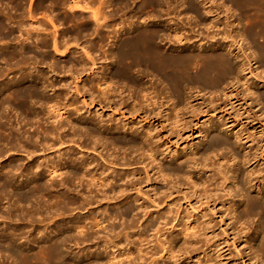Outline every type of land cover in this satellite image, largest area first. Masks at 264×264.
<instances>
[{"label": "rangeland", "instance_id": "374dc122", "mask_svg": "<svg viewBox=\"0 0 264 264\" xmlns=\"http://www.w3.org/2000/svg\"><path fill=\"white\" fill-rule=\"evenodd\" d=\"M103 17L109 20H114V21L106 24V26H103L102 28L101 26L98 27L95 23V18L98 19V18H103ZM122 19L124 20L130 19L131 21H137L139 23L140 21H146V20L150 22L148 23L147 26L146 24H139V23L138 24L135 23V25L134 24L130 25L126 23V25L123 26V24H119L118 22V20H122ZM132 28L136 29L137 31L147 30L149 32H152L156 30L160 34H163V35L166 34L165 36H170V38H173L175 35L176 37L179 35L181 37L180 38L181 44L173 43L174 41H172V44H168V45L161 43V44H164L161 46L162 51H164L165 53L167 52L166 53L167 55H172V56L181 55L186 58L187 56L188 57L190 56L191 58L190 62L191 63L193 62L192 64H190V62L188 63L190 64V66L186 64L188 65L189 68L187 69L189 70L180 71L177 76V79L176 78H175L176 80H174V78L171 79V83H168L170 82V78L168 79V77H166L165 75L164 77L163 75L161 74L158 75L157 73H151L150 76L149 75L144 76V78L142 79L145 82L146 81L148 82L151 81V83L155 82V84L158 87L160 86L159 87L160 89L164 88L163 86L168 88L169 86H171L169 84H172L173 87L179 84V86H177L180 88L179 96L177 95V93L173 94V91L164 93L162 94L163 96L161 95V98L165 102L166 120L168 124L171 125V120L175 113H178V115L181 116L179 117L180 118L179 120H181L182 122H184V120L185 122L187 121L191 122V124L190 123L188 124L187 131L185 130L184 138L186 136V139L183 141L184 142L182 143L183 145L181 143L176 144V145L178 146L181 145L180 148H182L184 145H186L185 143H192L194 149L197 151L198 149L199 150L202 149L199 145H202L201 143L204 142L203 141L204 138H207L208 136H210V134L211 136L215 135V136H220L221 138L223 136V138H226L225 139L226 141L232 144L233 148L231 147V150L232 149L234 150H232L231 152L234 151L236 154H231V155H234V157H232L230 156V152L227 153L226 152L227 150L224 148H223L224 150H221V149L216 150L217 152L216 151L215 153L213 152L215 155L212 153L210 154V156H208L209 157L208 162L205 161L207 162V164L210 165L212 162L216 163L217 160H220L223 158H224L223 160H225L224 156L226 155V160H231V158L232 159L235 158L233 162L236 163V169L238 170L240 169L238 172H241V174H244V173L246 174V171H251V172H256L255 173L256 175L254 176L264 175V144H261V143H264V134L261 137V134H257V132H253L248 129L250 128V126H252V124H256V122H251V118L253 117V114L254 116L256 115L257 117L262 115L263 107L261 106H263L264 104V100H263L264 99V94H263L264 89L261 86H259L261 84H258V81L262 80L260 79V77H264V0H73V1L71 0H0V83L4 81L6 82V81L14 80V81H18L20 83V86H24V87H31L34 85L35 87H40V84H42L46 88V85H47V88L44 89L46 90V92L44 91V93L52 97V95L54 96V94L57 93V90L59 89L62 90L63 88H64L63 90H65V88H67L66 87L67 83L65 82H70V87L74 93V89H75L74 86H77L78 83L83 82V80L85 82V81H88V79H93L94 77H96L95 71L98 70L97 68L99 67L101 63H110L112 61V59L109 57H107V59L104 60L105 58H103L102 52L104 51L107 52V51H110L111 49H114V46L118 44V40H120V38L122 37L123 38L126 37L124 35V32H128ZM121 30L122 31L124 30V31L122 32ZM102 37H104L103 40L100 39ZM100 40L102 42H100ZM211 52H213L214 55ZM209 54L212 56L220 57V58H222V56L225 57L224 59H221L223 61H219L218 59L220 58L213 59L214 63L212 62L213 63L212 67L213 65H215L213 68L216 70H220V71L214 72L215 70L212 68H209L210 71L204 70L208 68V66L206 67L205 64H207L206 61H209L208 60ZM219 54H222V55L220 56ZM198 55H201L199 56L201 58H198ZM204 55L207 56L206 60L203 59V61L205 60V64L202 61V58L205 57ZM194 56H197V57H194ZM200 59L205 66L199 61ZM216 61L217 63H215ZM218 61L219 63L223 62V64L221 63L218 64ZM228 61H229V64L227 63ZM224 62L230 65V68H231L230 72L227 66L225 67L223 66L225 64ZM83 63L87 65L86 67H88L87 68L88 71L80 75H76V74L74 75L73 73L69 74L68 73L69 71L65 70V69H68V67L72 68L73 66L78 68V65H81ZM241 64L243 67L241 66ZM252 65H253V68L254 67L257 68V74L259 78L253 77L252 75L248 76V75L243 74V71L241 72V70H243L244 68L245 69L249 68V72H250V66ZM50 66L53 68H51ZM202 66H203V69H202ZM220 66L221 67L223 66V68H221ZM199 68L202 69L205 73H203L202 70H200L202 72V75H201ZM222 69H225V70L227 69L228 73L226 71H222ZM211 71H212V76L210 73ZM231 71H232V74H231ZM108 72L111 77L108 74L106 75L110 78H113L112 79L113 81L115 82L117 81L116 82L117 86L121 84V86H123V91L126 92L127 90H124V89L126 88V86H129V85H127L125 81H122V80L120 81V79L116 76V74L114 75L115 73L114 69L113 71H107V73ZM181 72H185V73H181ZM225 72L226 74H224ZM207 74L208 75L210 74L209 75L210 79L207 77L208 76ZM140 75L141 74H137V73L135 74L134 72L133 78L138 77V76L140 77ZM198 75H201L200 76V79L202 78L201 81L203 79L206 80V81L204 80L205 83L204 81L201 82L200 79H198L199 78ZM243 75H245L246 77ZM244 77L245 78L248 77L247 78L248 80H246ZM213 78L216 79V82L217 80L218 82L219 81L220 82L216 83L214 81L215 79ZM44 79L46 80L48 79V81L50 82V86L53 83L52 87H50L49 82ZM243 79L246 80V82L248 83L244 84ZM236 80L239 83H237ZM118 82L120 83L118 84ZM148 82H146V84ZM207 82L208 84H206ZM87 83L88 82H86V84ZM212 83L215 84L214 85L215 89L213 88ZM234 83L236 84V88H235ZM249 83H253L254 85L252 84L250 85ZM125 84L126 86H124ZM62 86H65V87H62ZM93 86L96 87L95 85H92V89H93ZM257 86H258V89H257ZM229 87L233 88L232 93H235V95H238L237 99L239 102L244 101L243 103L242 102L239 103L238 101H237L238 103L237 102L234 103L235 104V106L233 105L234 111L228 108L223 109L224 102L223 100H221L222 98L220 96L221 93L222 92L224 93L225 91H227L226 89ZM41 88L39 89L43 90V87ZM93 90L96 92L98 91L97 88H94ZM253 90H255V92L257 91L256 92L257 94L254 92L255 94L253 95V92H252ZM213 91L215 94L213 93ZM125 92L123 95H127V93ZM251 92H252L251 94L252 96L249 94ZM260 94L263 95V98L261 97L262 95ZM256 95H258V97ZM70 96H72V98L73 97L75 98V101L77 102L78 106L82 105L83 100H82L81 93L80 94L79 93L70 94ZM255 96L259 100L258 99L256 100ZM191 97H196V98H191ZM3 98L5 97L2 96V99ZM7 100H8V104L7 103L5 104L8 105L10 108L5 105L4 106L5 110L3 109L4 113L12 117V122L14 124V127L16 128L24 127L23 130L24 131L27 130L28 125H26V119L24 118L25 114L22 112V108L20 104L21 102L13 101L14 99L12 98L4 99L3 101L7 102ZM261 100L263 103L261 102ZM256 101H258L260 106L256 104L257 103ZM246 103H248L249 105H247ZM244 104L246 105L242 106ZM89 106L93 107L92 105H89ZM218 106H219V109L217 108L215 112L211 111L210 107H218ZM240 106L243 107L244 110H242L243 108H241ZM259 108H261V111ZM238 111L240 112L239 114H238ZM108 113L111 114V111L109 110ZM246 113H248L247 114L248 116L246 115ZM262 116H263L262 118H264V115ZM75 117H78V116H75ZM21 118H23L24 121ZM105 119H107V116L105 117ZM231 126L234 127V131H238L239 129H240L239 131H241L243 127L247 129L248 131L247 130L243 131V133L245 132L247 136L249 135L248 136L250 137L249 139L252 138L251 140L255 141V143L253 142V144L255 145L251 143L250 144L247 143L248 145L243 142L239 143L234 139V137H232L231 135L229 136L230 133L226 132L225 129H228V128L230 129L232 128ZM259 130L260 129H258L257 131ZM207 131L210 132L208 133L209 135L208 134L205 135ZM224 131L226 133H224ZM158 133L162 136L164 135L163 130L162 131L160 130ZM258 135H259V138H258ZM164 139H166V136L165 138L164 137L162 138V140ZM64 144L65 143H63L62 145L56 144L50 150H45L44 152H38L33 158H35L36 160H41L43 156L48 157L49 155L50 158H53L55 156H58L64 153L63 158H64V161H66L68 159V155H67L68 153H71V152L76 153V151H81V156H83V158L87 159L88 161L94 160V162L98 164L97 169L100 170L106 167L105 162L103 161V159H101L97 155V153H94L91 150L89 151V149H83L82 147L80 148H82L83 150L79 149V147L75 144H65V145ZM176 145L174 146L172 145V147L173 148L178 147ZM205 145L207 147L209 144L207 143ZM258 145L259 147L258 149H256ZM111 152L112 151L110 150L109 153ZM122 152L123 150H120V152L116 150L114 153L122 154ZM128 152L129 151H126L125 153H128ZM253 153L257 155L255 159L256 161L255 162L252 161L250 164L245 165L244 164L245 160L251 159L253 156ZM222 154L224 155L223 158H222ZM217 155H221V156H217ZM162 157L164 158V156H160L159 159L160 158L163 159ZM9 159L18 160L19 163L27 162L25 153L10 152L7 154V156L0 158V166L4 162H8ZM195 159L196 161L199 160L198 162H202V160H205V159L200 160L199 155ZM110 169L115 170L117 173H120V174H126L131 170L138 171V173L140 174V178L142 177L143 179L142 178L141 179L143 181L140 179V183L135 188L128 187L124 196H130V197L132 196L135 199L138 198L139 203L144 202L143 204L146 206V209H145L146 214L145 212L142 213V212H139V211L137 212L136 210H134V212L128 215L127 217H119L118 214L121 210H124V208H127L129 206H133V207L135 206V204L129 201L127 203L125 201L122 203H117L116 205L112 204V203L118 202L120 199L115 200V201L113 200L108 203L101 201L99 204L98 203H95V205L93 204V206H91L90 209H83L81 198H79V196L77 195L75 196L70 195V198H72V200L74 199L77 200L79 204H75V202H73L72 205H68L67 208H65L64 204H62L63 201L49 198L51 196H48V195H47L48 197H46L45 195V198H42L44 195L43 196L37 195V201L33 202L32 204H30V202L34 201L33 198L31 199L32 201L30 202L28 201L29 202L28 204H30L29 206L26 202H19V204H15L13 199H10L5 196L2 197L0 194V233H2L3 231L8 232L11 229V226L15 230L17 228H21L19 229L20 232L18 229L14 233H12L11 231L12 229L9 231L10 233H12V239L11 238L10 239L16 242L15 244L10 243L13 245V248L11 246L10 247L4 246L5 249L9 248L8 250H5L4 247H0V264H15V262L16 264H29V263L30 264H39V263L49 264V261H45L46 263L43 261L47 259L49 260V256H48L49 247L48 246L50 244L49 243L47 244L46 241H41V242L39 241L40 245L38 244V246H35L37 245V240L40 239V236L38 237V234L42 236L46 232L49 233V231L51 230L50 234H52L53 237H55L57 233L54 231V228L56 227L57 224L59 225L60 223L59 221H61V224H66L64 222L68 223L72 218L74 219L81 218V217L83 218V216L87 218L84 220L85 221L84 225H86L84 227H87L88 229L84 227H80V229L81 228H84V229L83 230L81 229L80 231H78V234H77V230L69 229L71 227H69V225L67 224V226L69 227V228L67 227V231H66V228H63L64 231L62 230L63 235H66V234L69 235L68 231L71 230L72 237L70 239H68L70 235L69 236L66 235L68 238L66 236L65 237L69 241L73 238L71 241L74 240L73 241L74 243L73 242L71 243L74 245L76 244L75 246H73L68 241L67 243L69 245L68 244L66 245V243H64L65 247H63L64 244L61 247L62 251H64L65 253L67 252L66 254L67 257H65V255H63V257L68 258L67 259L68 264H70V262L71 264L72 263L76 264L74 263L76 261H78L77 264H89V263L90 264H94V263L95 264H98V263L99 264H111L113 261L109 263L110 259L115 260L112 264H119V262L120 264H127V263L129 264L130 262L133 263L134 261L135 262L133 264L135 263L139 264L138 257H143L144 255L142 251H141L142 253L140 252L137 253V250L135 251V249H145L146 248L147 250V244L145 245L144 239L146 238L147 235L152 234V233H146V236H142L140 235V233H138L140 229H137V228H141L145 224L144 222L146 221L148 222L150 220L151 224L158 225V223H160L159 225L162 229L159 228L160 231L157 234L159 235V233L161 234L163 233L164 240L162 239L161 241L166 242V240L170 238V234L168 232L172 227L178 225L179 226L178 228H181L182 226L186 224L187 225L196 224L195 226H197V224L200 225L201 222H199L200 220L198 219V217L199 215H201V213L202 214L206 213L207 218L212 219L213 223L211 226V230H213V232L217 234V235L210 236L211 240L207 239L208 242L207 241L205 242L203 237H201L202 236L201 232H199L201 234H196V236L200 238L199 240H201V243L198 244L197 247L198 248L201 247V249L204 250L205 245H207L206 246V248H208L207 249L208 255L206 257L207 259L202 257L203 255H201L197 257L199 258L197 263H195L196 258H193L187 261L184 259L183 255L181 256L182 251H179V252L175 251L174 244L171 245L169 243L167 244L165 243L164 245L166 246L165 248L169 247L167 248V250L172 249L171 252H173L172 253L173 260H177L176 262H173L172 260L170 261L168 259V256H166L165 251L164 253L162 252L163 251V249H161L162 246L158 245L159 243L157 242L158 243L157 245L156 243H153L156 246L157 254L152 257L150 254H148V256H146V259H147L146 263L153 264L154 262H159V259L164 256L165 257L163 258L164 261L162 262V264L163 263L165 264H217L219 261L225 262L226 260L223 259L222 257H217L216 254L209 252L210 247H208V245H211L214 242L213 240L215 241L219 239L221 240L225 236L227 237L228 240H230L228 243L229 245L227 246V252L230 253L227 261H232L235 264H240L242 261H244L241 259L243 248L241 250V248L238 247L237 250H239V253H237V250H234L230 243L231 237L229 235L230 234L229 229H227V227H224L225 225L222 224L223 222L221 223L219 222L220 220L218 219L217 216L211 215V211L210 209H208L209 205L207 204L205 205V203H203L204 202L203 199H200V198L196 199L195 194L193 195L191 193L194 191L197 192L198 190H199L198 193L200 191L202 192L203 188L192 187L187 182L186 183L183 182L184 183L183 185L185 187L187 186L190 192H188V190H186L182 186L179 189L175 188L172 196L171 195L166 196L165 191H164L165 184L163 183L159 185V183L155 182L156 180H154L152 177L150 179L148 178V181H147V178L145 179L146 175L144 174L145 172L142 166L140 167L139 165L138 166L134 165L133 167V165H131V166H123V167L121 166L120 167L118 165L113 164L112 166H110ZM253 169H255V171ZM213 174L215 173L212 172L211 175ZM209 175H210V172L203 173L201 171L199 172V174L197 173L198 177H196V180L198 179L200 180L201 178H203L202 180L204 181L209 180L207 182L211 183L212 182L211 176ZM216 177L217 176L215 175L214 178ZM244 178H245V175H244ZM23 179L24 178H20V180H23ZM19 183H22V182L19 181ZM208 183H206L205 186H207ZM75 184H77V181L76 182L73 181V183L71 182L69 184L71 185L70 188L72 190H74V188L76 190H81L80 188L81 186L77 187L78 185H75ZM210 186L211 185H209V188H205V189L212 190L213 187L210 188ZM246 187L247 185L245 186V188ZM151 188L153 189V192H156V195L162 194L158 192L162 190H163L162 191L163 194L158 195L159 197L157 198L156 196L153 197V194H152L153 192ZM137 189L140 190V193H138ZM249 191L252 196H256V193H257L256 189H250ZM142 194L144 196H141ZM99 197L97 196L96 199L100 200ZM162 198L164 201L162 200ZM241 199L242 198L240 196H236L233 199L234 200L233 203L241 206V202H240ZM36 202H37V206H35L34 204ZM38 202H40V204ZM170 203H173L174 206L171 207L172 208L171 212L167 213L168 206L166 205ZM53 204H56L57 206L55 205L54 207ZM33 205L39 208L40 212L38 211V209H35ZM40 205L41 206L43 205V206L41 207ZM60 205H63L61 206L63 207L62 209H68V210H66V212H64V210L62 211ZM231 205L232 203L229 206H227L228 208H230V209H226L227 210L226 213L228 212L227 215L228 214L232 215L234 212H236L233 214L234 215L233 219L236 215H237L236 216L237 219L239 217L241 218L238 219L239 220L238 222H237V219H234V220L232 219L231 222L228 221V223H230V227L232 228V230H235V229L239 230L241 227L248 226L247 233L249 234L251 233V235L253 234L251 238H249L248 240L250 244L252 245L251 243L252 241L250 240H252L253 237L255 238L254 233H253V225L256 222L255 220H257V217H253L254 218L253 220L244 224L245 222L244 220L246 218L242 210L241 209L236 210L235 205L233 206ZM48 206L50 207L48 208ZM21 207L22 208L24 207V209H22ZM231 207H234V208L232 209ZM32 208H34L35 211H33L34 209ZM37 211L39 213H45L46 211L47 213L49 212L50 213L49 221L47 219L45 220V222L43 221L41 223H37L39 215L37 217V220H34L36 218V214H38ZM34 212L35 213L37 212V213L34 215ZM58 212L59 214L62 212L64 213L63 215L61 214L59 216ZM102 212L105 213L106 216L108 215L110 219V220L106 219V221H103V224H101L102 220L100 218L101 214H103ZM230 212H233V213H230ZM186 213H187L188 218L186 216ZM133 214H135V216ZM11 216L14 219H12ZM29 216L31 219L29 218ZM94 217L96 220L98 219L101 220L100 221L101 223L98 222L99 220L96 222ZM182 217L184 218L185 221L184 220L182 221ZM57 221L59 223H57ZM7 223H8V226L6 225ZM98 223H100L101 225ZM9 225H10V228H9ZM199 225L197 226L199 228H196L195 226L194 227L196 229L201 230L202 225L200 226ZM33 226H35V228ZM7 227L9 228V230ZM103 227H106V228L104 229ZM111 227L113 229H111ZM108 229L109 230L111 229V230L109 231ZM32 231H34L33 232L34 234L32 233ZM83 231L85 233L87 231L91 233L87 232L88 234L84 233L85 235H83ZM108 232H111V233H108ZM194 232H197V230ZM107 233L109 235H107ZM14 234L15 236H13ZM32 234L34 236H32ZM75 235H77V237ZM82 235L87 236V237L91 235L92 237L94 236L95 238L94 237L91 238L92 240L90 238H87V240H85L87 243L83 240L85 245L83 244V246H78L77 248V244L79 243L75 242L76 238L78 240V238L81 237ZM103 235L104 237L107 235L106 238L108 240L106 239L107 240L106 245L104 244L105 239H103L104 241L98 239V237L99 238L101 236L103 237ZM152 235L154 238L156 237V235L154 234ZM31 236L33 238H31ZM36 236L38 238H34ZM153 237L152 239H154ZM178 237H181V236L178 235ZM24 238L26 239L24 240ZM8 239H0V242L2 240V243H0V246L4 245V243L5 245H8L9 244ZM30 239L31 241L32 239H34L36 243L34 245L32 243L29 244V242H31ZM88 239H90L91 241ZM13 241H10V242H13ZM108 241L109 242L111 241V243H109ZM32 242L34 243V241ZM42 244L44 246H42ZM28 245L29 246L31 245L32 248H30ZM45 245L47 246L48 251ZM14 246L16 249L14 248ZM38 247L40 249L41 247L43 248L45 247L46 250L45 249L38 250L39 249ZM104 247L106 248L108 247V248L106 249ZM29 249L31 251H29ZM10 251L12 253L16 252V254L12 255ZM31 252L32 253L35 252L34 254H32L34 256L33 258H30L32 256ZM27 253L28 254L30 253V254L28 255ZM138 254L141 256H139ZM14 255H18L19 258L21 257L23 258L24 255H25V258H28L26 257L27 255L30 256L28 258L29 263L27 261L24 262L25 259L23 260L22 258L19 259L18 256H14ZM111 255H113L114 258H112ZM73 256L76 257L77 260L76 258H73ZM69 258L72 260L70 261ZM30 259L32 261H30ZM56 263L60 264V261L57 260L56 262H54V264ZM142 263L143 262H141V264Z\"/></svg>", "mask_w": 264, "mask_h": 264}, {"label": "bare ground", "instance_id": "6f19581e", "mask_svg": "<svg viewBox=\"0 0 264 264\" xmlns=\"http://www.w3.org/2000/svg\"><path fill=\"white\" fill-rule=\"evenodd\" d=\"M71 1H73V0H71ZM113 21L114 20H109V19H106L104 17L98 18V19L95 18L96 25L98 27L101 26V28L103 26H106V24L113 22ZM118 22H119V24H123V26L126 25V23L130 24V25H132V24L135 25V23H137V24L139 23L137 21H131L130 19L129 20L122 19V20H118ZM149 22L150 21H147V20L146 21H140L139 24H146V26H147ZM129 31L124 32V35L126 37L124 36L125 38H123V37L120 38V40H118V44H116L114 46V49H111L110 51H107V52L104 51L105 53L102 52L103 58H105L104 60H106L107 57H109L112 59V61L110 63H101L99 65V67L97 68L98 70L95 71L96 77H94L93 79H88V81H85V82L83 80V82L78 83L77 86H74L75 87L74 93H79V94L81 93V95H82L83 101H82L81 106H78L74 97H73L74 99L72 98L73 95L70 96V94H74L73 90L70 87V82H65V83H67L66 84L67 88H65V90H63L64 88L62 90L56 89L57 93H55L54 96L52 95V97L47 95L46 93H44V91L46 92V90H44V89L47 88V85H46V88L42 84H40V87H35V85L31 86V87H24V86H20V83L18 81H14V80L6 81V82L4 81V82L0 83V158L7 156V154L10 152H23V153H25V157L27 159L26 163H19L18 160L9 159L8 162H4L0 166V194H1V196L2 197L5 196V197H8L10 199H13L15 204H19V202H26L28 204L30 201H32L31 199L33 198L34 201L30 202V204H32L33 202L37 201V195H42V196L44 195L42 198H45V195H46V197L51 196L49 198H53L55 200L63 201L62 204H64L65 208H67V206L72 205L73 202H75V204H79L77 200H75V199L72 200V198H70V195L71 196L77 195V196H79V198H81L83 209H90L91 206H93V204L94 205H95V203L99 204L101 201L108 203L110 201H113V200L115 201V200L120 199L118 202H115L112 204L116 205L117 203H122L124 201L126 203L129 201V202H132L133 204H135L134 207L129 206L127 208H124V210H121L118 214L119 217H127L128 215L133 213L134 210H136L137 212L138 211L142 212V213L145 212L146 206L143 204L144 202L139 203L138 198L135 199L132 196L131 197L130 196H124V194L127 191V188L128 187H132V188L134 187L135 188L140 183V179L142 177L140 178V174L138 173V171L131 170L129 172L127 171L128 173H126V174H120V173H117L115 170L110 169V166H112L113 164L118 165L120 167L121 166L122 167L123 166H131V165H133V167H134V165H137V166L139 165L140 167L142 166V168L145 172L144 174L146 175L145 179L147 178V181H148V178L150 179L152 177L154 180H156L155 182L159 183V185H161L163 183L165 184L164 191H165L166 196H168V195L172 196L175 188L179 189L182 186H183V188L188 190V192H190L189 188L187 186L185 187L183 185L184 184L183 182H185V183L187 182L192 187L203 188L202 192L200 191L198 193V191H199L198 190L197 192L194 191L191 193L193 195L195 194L196 199L197 198L203 199V201H204L203 203H205V205L206 204L209 205L208 209H210L211 215L217 216L218 219L220 220L219 222L220 223L223 222L222 224L225 225L224 227H227V229H229V231H230L229 235L231 237L230 243H231L233 249L237 250V248L239 247L242 250V248H243V253L241 255L242 256L241 259L244 261H242L240 264H264V175L254 176V175H256L255 174L256 172H251V171H246V174L245 173L241 174V172H238L240 169L239 170L236 169V163L233 162L235 160V158H233V159L231 158V160H226V155L224 156L223 154H222V158L224 156L225 160H223L224 158L220 159L221 158L220 157L219 158L220 160L215 159V160H217L216 163L212 162L210 165L207 164L208 158H209L208 156H210V154H212L213 152L215 153L216 150L226 149L227 150L226 152L227 153L230 152V156H232V157H234V155H231V154H236L234 151L231 152L232 150H234V149L231 150V147L233 148V146L228 141H226L225 140L226 138H223V136L221 138L220 136H215V135L211 136V134H210V136H208L207 138H204V140H203L204 142L201 143L202 145H199L202 149L201 150L198 149L197 151L194 149L192 143H185L186 145H184L182 148H180L181 145L180 146L176 145L179 143H181V144L184 143L183 141L186 139V136L184 138V135H185L184 133H185V130L187 131L188 124L189 123L191 124V122H188L187 120H186L187 122H185V120H184V122H182L181 120H179L180 119L179 117H181V116L178 115V113H175L172 120H171L172 126L170 124H168L167 120H166L165 102L161 98V95L164 93H168L170 91H173V94L177 93V95L179 96L180 88L177 87V86H179V84L178 85L176 84L177 86H174V87L172 86V84H169L171 86L168 85L169 86L168 88L163 86L164 88L160 89L159 88L160 86L158 87L155 84V82L151 83V81L149 80L150 82L146 81V82H148L146 84V82L143 81L142 79L144 78V76H147V75L150 76L151 73H157L158 75H160V74L163 76L165 75L166 77H168V79L170 78V82H168V83H171V79L174 78V80H176L180 71H186V70L188 71L189 70V69H187V68H189L188 65L190 66V64H192L193 62L192 63L190 62L191 61L190 56L189 57L187 56V58L184 56H181V55H173L172 56V55H167L166 54L167 52L165 53L164 51H162L161 46L164 44H166V45L172 44V41H174L173 43L181 44L180 43L181 37L179 35H178L179 38H178V36L176 37V35L174 37L171 36L173 38H170V36H165L166 34L165 35L160 34L156 30L149 32L147 30L146 31H137L136 29L132 28ZM103 38L104 37H102L100 39L103 40ZM100 42H102V41L100 40ZM161 43H164V44H161ZM211 53L214 55L213 52H211ZM219 55L221 56L222 54H219ZM199 56H201V55H198V58H201ZM204 56L205 57L202 58V61H203V59L206 60L207 56L206 55H204ZM194 57H197V56H194ZM214 58L218 59L220 57L212 56L210 54L208 55L209 61H206L207 64H205V60L203 61L204 64L206 65V67L208 66V68H206L204 70H209V68L214 69L213 67L215 65H213V67H212V64L214 63L213 62ZM224 58L225 57L222 56V58H220L218 60L223 61L221 59H224ZM186 61H187V63H186ZM199 61L202 63L201 59ZM219 61H218V64L221 63V62L219 63ZM241 61H242V59H241ZM189 62H190V64H188ZM208 62H209V64H208ZM92 63H93V61H92ZM215 63H217V61ZM227 63L229 64V61ZM227 63H225V64H227ZM186 64H188V65H186ZM221 64H223V62ZM225 64L223 66L224 67L227 66L228 70L230 72V70H231L230 65H228V64L225 65ZM244 64H246V63H244ZM86 66L87 65H85L83 63L81 65H78V68L73 66L75 68H73V67L69 68L68 67V69H65V70H68L69 72L68 71L67 72L69 74L73 73L74 75L75 74L80 75V74L88 71V69H87L88 67H86ZM223 66L222 67L220 66V67L223 68ZM241 66H242V64H241ZM51 68H53V67H51ZM254 68L252 65V66H250V72H249V68L248 69L244 68L243 70H241V72L243 71V74H245V75H248V76L252 75L253 77L259 78V76L257 74V68H255V69ZM113 69L115 71L114 75L116 74V76L120 79V81L121 80L125 81L126 84L129 85V86H126V84L124 85V86H126V88L124 87L125 88L124 90H127L126 92L123 91V86H121V84L117 86L116 85L117 81L116 82L113 81L112 80L113 78H110L111 76L109 75V72L107 73V71H113ZM202 69H203V66H202ZM202 69L199 68V71ZM218 69H219V67H218ZM214 70H215L214 72L220 71V70H216V69H214ZM228 70L222 69V71H226L227 73H228ZM232 71H231V74H232ZM246 71H247V73H246ZM134 72H135V74L136 73L141 74L140 77L138 76V77L133 78ZM202 72L205 73L203 70H202ZM202 72H201V75H202ZM226 72L224 74H226ZM181 73H185V72H181ZM210 73L212 76V71ZM106 74H108L110 77H108ZM186 74H188V73H186ZM201 75H198L199 76L198 79H200ZM209 75L207 76L208 78L210 77ZM213 75H214V73H213ZM215 75H216V73H215ZM245 75H243V76H245ZM78 77H80V76H78ZM213 77H215V76H213ZM44 78H46V77H44ZM247 78H245V79L248 80ZM48 79L47 80L44 79V80L48 81ZM201 79H200V81H201ZM213 79H215V78H213ZM216 79H217V77H216ZM216 79L214 80L215 82H216ZM260 79H262V80H259L258 84H261L259 86H261L264 89V77H260ZM204 80L205 79H203L202 81H204ZM220 80H222V79H220ZM237 80H236V82H237ZM246 80L243 79L244 84L248 83V82H246ZM205 81H204V83H205ZM86 82H88V83L86 84ZM217 82H218V80H217ZM45 83H44V85H45ZM119 83L120 82H118V84ZM121 83H123V82H121ZM237 83H239V82H237ZM52 84L50 86V82H49L50 87H52ZM206 84H208V82ZM244 84H243V86H244ZM249 84L254 85L253 83H249ZM87 85H89V86H87ZM90 85H91V87H90ZM92 85L96 86V87L93 86V89L97 88L98 89L97 92L92 89ZM214 85L215 84H213V88L215 89ZM231 85H232V83H231ZM234 85L236 88L235 83H234ZM41 87H43V90L39 89ZM62 87H65V86H62ZM210 87H212V86H210ZM233 88H234V86H233ZM233 88L232 87L227 88L226 89L227 91H225L224 93L221 91L223 94L220 92L221 93L220 96L222 98L221 100H223V102H224V105L222 104L223 109L228 108V109L234 111V106H235L234 103H236L238 101V99H237L238 95H235V93H232ZM262 88H260V89H262ZM257 89H258V86H257ZM124 92L127 93V95H123ZM252 92L254 95L257 91L255 92V90H253ZM252 92L249 94L251 95ZM213 93H214V91H213ZM260 95H262V94H260ZM2 96L5 98L2 99ZM256 96L258 97V95H256ZM257 97H256V100L258 99ZM261 97L263 98V95ZM261 97H260V99H261ZM8 98L14 99L13 101L21 102L20 104H21L22 112L25 114L24 118L26 119V125H28L27 130L24 131L23 130L24 127H20V128L14 127V124L12 122V117H10L8 114L4 113L3 109H4V106L6 105L5 103L8 104V100H7V102L3 101V100L8 99ZM191 98H196V97H191ZM240 98H242V97H240ZM63 100L65 103L63 102ZM13 101H11V102H13ZM232 101H234V102H232ZM240 102H242V101H240ZM256 102H257L256 104H258L260 106L258 101H256ZM261 102H262V100H261ZM246 104L249 105L248 103H246ZM246 104H244L242 106H245ZM36 105H37V107H36ZM89 105H92L93 107H91ZM6 106L9 107L8 105H6ZM38 107H40V108H38ZM42 107L45 109H43ZM89 107H91V108H89ZM237 107H238V105H237ZM261 107L264 108V104ZM210 108H211L212 112H215L217 110V108L219 109V106L218 107H210ZM241 108H243V107H241ZM263 108H262V115H264ZM259 109L261 111V108H259ZM109 110L111 111V114L108 113ZM242 110H244V108ZM239 113L240 112L238 111V114ZM248 113H246V115ZM20 114H21V112H20ZM262 115H260L259 117H257L255 115L256 116L255 117L253 114V117L251 118V122H256V124H252V126H250V128H248L250 131L257 132V134H261V137L264 134V118H262L263 117ZM75 116H78V117H75ZM106 116H107V119H105ZM21 119H23V118H21ZM189 119H191V118H189ZM23 121H24V119H23ZM256 125H257V127H256ZM240 128H242V127H240ZM258 129H260V130L257 131ZM160 130L161 131L163 130V133H164L163 136L158 133ZM246 130L247 129H245L244 127L239 132L234 131V127L230 128V129L229 128L225 129L226 132L230 133L229 136L231 135L232 137H234V139L239 143L240 142L241 143L243 142L245 144H247V143L253 144V142L255 143V141L251 140L252 138L249 139L250 138V137H248L249 135L247 136L245 132H244L245 134L243 133V131H246ZM225 131H224V133H226ZM208 133H210V132L207 131V133L205 135H207ZM165 136H166V139L162 140V138L163 137L165 138ZM258 138H259V135H258ZM63 143L75 144L79 147V149H82V148L83 149H89V151L91 150L94 153H97V155L101 159H103V161L105 162L106 167L104 169H100V170L97 169L98 164H96L94 162V160L88 161L87 159L83 158V156H81V151H76V153H73V152L68 153L67 154L68 159L66 161H64V158H63L64 153L60 154L58 156H55L53 158H50L49 155H48V157L43 156L41 160H36L35 158H33L38 152H44L45 150H50L56 144L62 145ZM207 143L209 145L206 147L205 144H207ZM261 144H264V143H261ZM172 145L173 146L176 145L178 147L173 148ZM253 145H255V144H253ZM80 147H82V148H80ZM258 147H259V145L257 146L256 149H258ZM110 150L112 151L111 153H109ZM116 150L119 152H120V150H123V152H122V154L121 153L120 154L114 153ZM126 151H129V152L125 153ZM198 155L200 157V160L205 159V160H202L203 163L198 162L199 160L196 161L195 158L198 157ZM160 156H164V158L162 157L163 159H161V158L159 159ZM217 156H221V155H217ZM256 156L257 155L253 153L252 158L245 160L244 164L245 165L250 164L252 161L255 162ZM235 157H237V156H235ZM213 158H214V156H213ZM205 161H207V162H205ZM210 161H211V159H210ZM124 168H126V167H124ZM211 170L215 174L211 175L212 174ZM253 170L255 171V169H253ZM201 171L203 173L210 172L209 176H211V181H212L211 183H208L207 181H209V180H207V179H206L207 181L202 180L203 178H201L200 180L199 179L196 180V177H198L197 173L199 174V172H201ZM150 174H151V176H150ZM215 175L217 176L216 178H214ZM244 175H245V178H244ZM20 178H24V179L20 180ZM205 178H206V176H205ZM153 179H152V181H153ZM19 181H21L22 183H19ZM73 181H75V182L77 181V184H75V185H78L77 187L81 186L80 187L81 190H76L75 188H74V190H72L70 188L71 185H69V184L71 182L73 183ZM206 183H208V185H207L208 187L205 186ZM209 185H211L210 188L213 187L212 190L205 189V188H209ZM246 185H247V187L245 188ZM250 189H256V191H257L256 196L251 195V193L249 191ZM137 190H138V193H140V190L139 189H137ZM149 191H150V189H149ZM162 191H158V192L163 194ZM152 192H153V189H152ZM152 194H153V197L156 196V198L159 197L158 195H162V194L156 195V192H153ZM97 196L98 197L100 196L99 197L100 200L98 199L99 201L96 199ZM141 196H144V195L142 194ZM236 196H240L242 198L240 201L241 206L233 203L234 202L233 199ZM161 197H163V196H161ZM162 200H163V198H162ZM38 203L40 204V202H38ZM231 203H232L231 206L235 205L236 210H239V209L242 210V212L246 218L244 220L245 221L244 224L253 220L254 219L253 217H257V220H255L256 222L253 225V233H254L255 238L253 237V239L250 240V241H252L251 242L252 245L250 244V242L248 240H249V238H251V236L253 234L251 235V233L250 234L247 233L248 226L241 227L239 230H237V229L232 230V228L230 227V223H228V221L231 222V220L233 219V216H234L233 214L236 213V212H234V213L230 212L233 214L227 215L228 212L226 213V211H227L226 209H230L227 206H229ZM30 204H28V205L30 206ZM34 204H35V206H37V202ZM60 204H61V202H60ZM53 205L55 207L56 204H53ZM53 205H52V207H53ZM61 206H63V205H60V207ZM166 206H168L167 207V213H170L171 209H172L171 207L174 206L173 203H170ZM49 207L50 206H48V208ZM62 208L63 207H61V209ZM231 208L233 209L234 207H231ZM22 209H24V207ZM30 209H31V207H30ZM32 209H34V208H32ZM35 209H38V211H39V208L35 207ZM35 209L33 211H35ZM63 210H64V212H66V210H68V209H62V211ZM39 212H38V214H36L34 212V215L36 214V218L34 220H37V217L39 215L37 223H41L43 221L45 222V220H47V219L49 221V218H50L49 212L48 213H47V211L46 212L44 211L45 213H39ZM64 212H62L60 214L58 212L59 216L61 214L63 215ZM31 214H33V213H31ZM145 214H146V212H145ZM133 215L135 216V214H133ZM186 216H187V213H186ZM236 216L234 217V219H237ZM11 218H12V216H11ZM29 218H30V216H29ZM100 218L102 221L99 219H98L99 220L98 221L94 217L96 222L101 221L102 223L101 222L100 223L103 224V221H106V219H109V216L108 215L106 216V214L103 213V214H101ZM110 218H111V216H110ZM187 218H188V216H187ZM240 218L241 217H239L238 219H240ZM12 219H14V218H12ZM72 219H71L72 221L70 220L71 222L70 221L68 223L64 222L66 224H61V221H59L60 223L57 221V223H59V225L57 224L56 227L54 228V231L57 233L55 237H53V235L50 234L51 230L49 231V233L46 232L42 236L37 233L38 237L40 236V239L39 240L36 239L37 245H35V246H38V244L40 245L39 241L40 242L46 241L47 244L48 243L50 244L48 246L49 251L47 249V246L45 245L47 251L49 252V254H48L49 260L47 259V260H44L43 262L49 261V264H54V262L59 260L60 264H68L67 263L68 258H65V257H67L66 256L67 252L65 253L64 251H62L61 247L64 243H66V245L68 244L67 242L69 240L66 239L67 236L70 235L69 238L67 237L68 239H70L72 237L71 236V234H72L71 230H69V229H73V230L76 229L77 234H78V231H80L81 229L83 230L84 228H87V227H84V226H86V225H84V222H85L84 220L87 219L85 216H83V218L81 217V218H77V219H74V218H72ZM198 219L200 220L199 222L202 223V224L200 223V225H202L201 226L202 231L199 229H196V228H199V227H197L199 224H197V226H195L196 224H194V225H191V224L187 225L186 224V225L182 226L181 228H178L179 226L177 225V226L172 227L169 230L168 233L170 234V238L168 240L165 239L166 242L161 241L164 238L163 233L162 234L159 233V235L157 234L160 231L159 228L162 229L159 225L160 223H158V225L151 224L150 220L148 222L147 221L144 222L145 224L143 223L144 225L141 228H137V229H140L139 232L138 231L137 232L140 233V235H142V236H146V233H152V234L156 235V237L154 238L152 234L147 235L148 238L146 236V238L144 239L145 240L144 242H145V245L147 244V250H146V248L145 249H135V251L137 250V253L143 252V255H144L143 257H138V260H139L138 263L141 264V262H143L142 264H150V263H146L147 262L146 256H148V254H150L152 257V256L157 254L156 246L153 243H156V245L159 243L158 245L162 246L161 247V249H163L162 252L164 253V251H165L166 256H168V259L170 261L172 260L173 262H176L177 260H173V257H172L173 252H171L172 249L167 250V248H169V247L165 248L166 247V246H164L165 243L166 244L169 243L171 245L174 244L175 251L176 252L182 251L181 256L183 255L184 259L187 261L190 259L196 258L195 263H197L198 259H199L197 257L201 256V255H203L202 257L206 258L208 255L207 254L208 248H206L207 245H205L204 250H202L201 247L198 248L197 246H198V244L201 243V240H199L200 238H198L196 236V234L202 233L201 237H203L205 242L207 241V239L211 240L210 236L217 235V234H215V232H213V230H211V226H212L213 221L211 218H207L206 213L205 214L201 213V215H199ZM238 219H237V222L239 221ZM183 220H184V218L182 217V221ZM4 223H5V221H4ZM100 223H98V224H100ZM161 223H162V221H161ZM67 224L71 228H69L67 226ZM6 225L8 226V223ZM33 227L35 228V226H33ZM67 227L69 228L68 230L70 232L68 231L69 235L66 234L67 235L66 236V235H63L62 230H63V228H66V231H67ZM80 227H84V228L80 229ZM9 228H10V225H9ZM9 228H8V230H9ZM103 228L105 229L106 227H103ZM11 229L10 230L12 231V233H14L17 229L19 230L21 228H17L15 230L11 226ZM111 229H113V228L111 227ZM195 229L197 230L198 233L194 232V231H196ZM9 231L8 232L3 231L2 233H0V239H8V237H9L8 243L9 244L10 243L15 244L16 241L11 240L12 239V233H10ZM19 232H20V230H19ZM33 232L34 231H32V233ZM87 232L85 233L83 231V235L91 233V232H88V233ZM199 232H201V233H199ZM51 233H53V232H51ZM108 233H111V232H108ZM108 233H107V235H109ZM33 234H32V236H34ZM91 235L89 237H87V236L82 237L81 236L82 238L78 236L80 238V239L78 238V240L76 238L77 235H75L76 236L75 242L79 243V244H77V248H78V246H83V244H84L83 240L85 241V240H87V238L91 239L94 237V236L92 237ZM94 235H95V233H94ZM107 235L105 237H104V235H103V237L102 236L100 238L98 237L99 240L105 239V241L103 240L105 242V243L103 242L105 245H106L107 240H108L106 238ZM157 235H158V237H157ZM178 235H180L181 237H178ZM223 235H225V234H223ZM13 236H15V234ZM32 236H31V238H33ZM38 237L36 236L34 238H38ZM152 237L154 239H152ZM26 238H24V240ZM191 238H192V240H191ZM90 239H88V240H90ZM71 240L69 241L70 243L74 241V240L73 241H71ZM155 240H156V242H155ZM10 241H13V242H10ZM30 241H31V239H30ZM32 241H34V243ZM32 241L29 242V244L32 243L34 245L36 242L34 239H32ZM213 241L214 242L211 245H208V247H210L209 252L216 254L217 257H222L223 259L226 260L225 262L219 261L217 264H235L232 261H227L228 256L230 254L229 252H227V246L229 245L228 243L230 240H228L227 237L225 236L221 240L219 239L217 241H215V240H213ZM22 242H21V244H22ZM50 242H52V243H50ZM0 243H2V240ZM109 243H111V241ZM9 244L5 245V243H4V245H1L0 247H4V246L10 247L11 246L13 248V245L12 244L9 245ZM44 244H45V242H44ZM31 245L30 246L28 245V246L30 248H32ZM72 245L75 246L76 244L75 245L72 244ZM42 246H44V245L42 244ZM203 246H204V244H203ZM63 247H65V244L63 245ZM14 248H15V246H14ZM104 248H106V247H104ZM4 249H5V247H4ZM8 249L9 248H7L5 250H8ZM44 249H45V247L44 248L41 247V249L39 248L38 250H44ZM29 251H31V250L29 249ZM34 253L35 252H33V253L31 252V255ZM237 253H239V250H237ZM13 254H16V252L12 253V255ZM28 255L26 257L29 258L30 256H28ZM63 255H65V257H63ZM14 256H18V255H14ZM74 256H73V258H76ZM111 256H112V258H114L113 255H111ZM139 256H141V255H139ZM33 257L34 256L32 255L30 258H33ZM164 257H161L159 259V262H154L153 264H159V263L162 264V262L164 261L163 260ZM18 258H19V256H18ZM21 258H19V259H21ZM28 258H25V255H24L22 260L25 259L24 262H26V261L28 262L29 261ZM71 260L72 259H70V261ZM76 260H77V258H76ZM30 261H32V260L30 259ZM112 261L114 262L115 260L110 259L109 263ZM210 261H211V259H210ZM77 262L78 261H76L74 263L77 264ZM133 263L130 262L129 264H133ZM151 263H152V261H151ZM15 264H16V262H15ZM41 264H43V263H41ZM70 264H71V262H70ZM119 264H120V262H119ZM135 264H137V263H135ZM163 264H165V263H163Z\"/></svg>", "mask_w": 264, "mask_h": 264}]
</instances>
